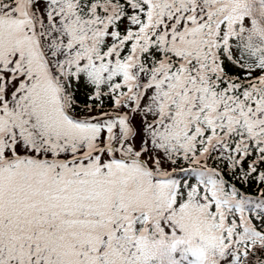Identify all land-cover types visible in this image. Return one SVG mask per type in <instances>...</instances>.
<instances>
[{"label": "snow or ice", "instance_id": "snow-or-ice-1", "mask_svg": "<svg viewBox=\"0 0 264 264\" xmlns=\"http://www.w3.org/2000/svg\"><path fill=\"white\" fill-rule=\"evenodd\" d=\"M0 264H264V0H0Z\"/></svg>", "mask_w": 264, "mask_h": 264}]
</instances>
